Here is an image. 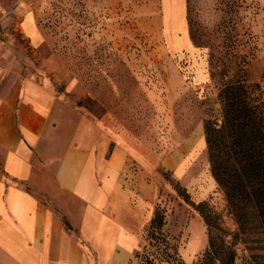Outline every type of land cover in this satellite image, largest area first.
<instances>
[{"label": "rangeland", "instance_id": "1", "mask_svg": "<svg viewBox=\"0 0 264 264\" xmlns=\"http://www.w3.org/2000/svg\"><path fill=\"white\" fill-rule=\"evenodd\" d=\"M22 77L101 122L153 178L162 226L144 228L135 264H264L258 216L246 210L240 227L204 130L223 123L228 82L245 84L264 116V0H0V85Z\"/></svg>", "mask_w": 264, "mask_h": 264}, {"label": "crops", "instance_id": "2", "mask_svg": "<svg viewBox=\"0 0 264 264\" xmlns=\"http://www.w3.org/2000/svg\"><path fill=\"white\" fill-rule=\"evenodd\" d=\"M24 29L38 45L30 17ZM10 84L0 85V264H135L154 217L149 172L47 86Z\"/></svg>", "mask_w": 264, "mask_h": 264}, {"label": "trees", "instance_id": "3", "mask_svg": "<svg viewBox=\"0 0 264 264\" xmlns=\"http://www.w3.org/2000/svg\"><path fill=\"white\" fill-rule=\"evenodd\" d=\"M190 36L194 43L199 42L192 29ZM245 89L243 83L228 82L224 85L219 93L223 123L218 128L214 124H205V138L212 175L222 187L240 227L248 228L245 212L252 210L258 216L264 233V116L257 98L250 93L247 95ZM201 206L197 207L210 229L205 255L217 260L220 251L216 244L220 239L212 234L211 221L200 209ZM157 213H154L148 227V234L152 237L154 232L151 228L162 226V218ZM65 225L71 229L66 222Z\"/></svg>", "mask_w": 264, "mask_h": 264}]
</instances>
